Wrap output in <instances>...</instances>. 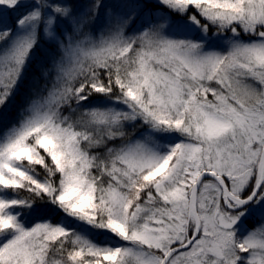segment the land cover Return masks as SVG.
<instances>
[{"label": "snow or ice", "instance_id": "1", "mask_svg": "<svg viewBox=\"0 0 264 264\" xmlns=\"http://www.w3.org/2000/svg\"><path fill=\"white\" fill-rule=\"evenodd\" d=\"M0 264H264V0H0Z\"/></svg>", "mask_w": 264, "mask_h": 264}, {"label": "trees", "instance_id": "2", "mask_svg": "<svg viewBox=\"0 0 264 264\" xmlns=\"http://www.w3.org/2000/svg\"><path fill=\"white\" fill-rule=\"evenodd\" d=\"M32 75L38 76L39 75V71L37 69L33 68L32 72L30 73V79H31ZM25 85H26V87L30 86V80L29 81H25ZM54 219L57 220V219H59V217L54 216Z\"/></svg>", "mask_w": 264, "mask_h": 264}, {"label": "rangeland", "instance_id": "3", "mask_svg": "<svg viewBox=\"0 0 264 264\" xmlns=\"http://www.w3.org/2000/svg\"><path fill=\"white\" fill-rule=\"evenodd\" d=\"M51 219L53 220V222H55L56 220L54 219V216L51 217Z\"/></svg>", "mask_w": 264, "mask_h": 264}]
</instances>
